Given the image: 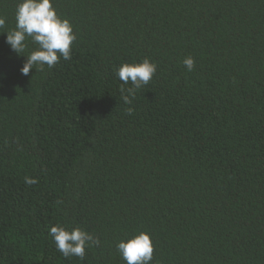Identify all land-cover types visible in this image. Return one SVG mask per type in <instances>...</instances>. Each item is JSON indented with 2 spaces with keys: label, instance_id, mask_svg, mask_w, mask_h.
Returning a JSON list of instances; mask_svg holds the SVG:
<instances>
[{
  "label": "trees",
  "instance_id": "16d2710c",
  "mask_svg": "<svg viewBox=\"0 0 264 264\" xmlns=\"http://www.w3.org/2000/svg\"><path fill=\"white\" fill-rule=\"evenodd\" d=\"M19 2L0 0V264H126L139 232L150 264H264V0H53L71 59L27 76ZM145 58L126 105L115 72ZM57 224L100 244L65 258Z\"/></svg>",
  "mask_w": 264,
  "mask_h": 264
},
{
  "label": "clouds",
  "instance_id": "9594fccd",
  "mask_svg": "<svg viewBox=\"0 0 264 264\" xmlns=\"http://www.w3.org/2000/svg\"><path fill=\"white\" fill-rule=\"evenodd\" d=\"M15 21V28L5 32L6 43L18 55L27 57L20 70L22 75H29L33 69L36 72L44 71L45 66L50 69L61 58L65 61L71 59L72 46L77 36L71 22L58 14L53 0H21L16 8ZM5 24V18L0 17V29ZM29 44L35 45V49L28 55H21L29 48ZM183 64L189 72L195 68V60L191 56L186 57ZM156 72V63L147 58L140 63L122 64L115 74L122 82L120 93L123 102L131 105L137 90L147 86ZM133 112L134 108H127L129 115ZM25 183L35 184L37 180L26 177ZM49 235L65 258L75 256L84 259L87 248L100 244L99 239L80 227L68 228L57 224L50 227ZM116 248L126 264H150L153 259V241L146 232L121 240Z\"/></svg>",
  "mask_w": 264,
  "mask_h": 264
}]
</instances>
